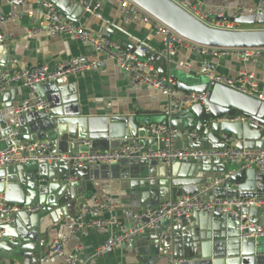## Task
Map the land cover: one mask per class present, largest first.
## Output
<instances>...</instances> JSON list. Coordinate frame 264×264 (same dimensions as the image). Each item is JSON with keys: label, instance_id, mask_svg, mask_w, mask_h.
Here are the masks:
<instances>
[{"label": "water", "instance_id": "water-1", "mask_svg": "<svg viewBox=\"0 0 264 264\" xmlns=\"http://www.w3.org/2000/svg\"><path fill=\"white\" fill-rule=\"evenodd\" d=\"M131 1L180 36L197 44L215 48H264V30H215L199 23L170 0ZM234 23L239 26H264V15L239 17L234 20ZM8 48L9 45L6 43L0 45V57L4 56L3 62L0 60V68H7L11 64L12 56L6 51ZM132 50L143 61L149 60L158 65L157 72L160 76L166 75V63L163 57L155 60V54H149L140 49ZM159 60L162 63H159ZM170 75L175 79L178 91L205 96L204 104L207 111L204 105L197 103L179 116L170 121L164 120L162 123H169L173 128L182 132H196L203 137V142L212 140L219 143L222 135H228L236 138L235 147L239 150L264 149V102L215 83L207 79L204 72L201 79L184 72L172 71ZM34 90L40 99L46 101V111L16 114L12 121L8 118L9 122L3 123L4 131L0 135V150L10 146L13 139H22L20 131H24L25 137L32 141H54L56 151L63 153H67L66 147L71 148L68 153L75 151V146L71 144V141L77 139L91 140L101 143L107 150H116L126 145L131 139L147 140L150 138L149 125L145 124L142 127V123L136 119L137 114L82 116L79 109L74 106L76 99L74 98V101L66 99L68 87L63 86L62 80L37 84ZM9 95L13 98L14 91L9 90L3 94V103ZM236 118H247V120L231 121ZM205 124L208 128H204ZM147 144L152 146L154 142L149 139ZM198 145L193 149L201 148L200 144ZM182 162L166 168L154 159L122 160L111 165L96 164L90 168L74 170L62 161L49 164L29 161L21 165L0 168V197L11 204L41 205L39 212L19 213L11 225L0 226V232H2L0 261L30 251L34 244L37 245L38 238L45 235L39 234L38 219L43 213L49 212L52 207L66 204L68 197L79 204L76 206L79 214L80 202L84 195L80 199L81 197L73 198L72 194L74 195L78 187H82L84 192L90 196L92 186L88 181L92 177V179H98L94 176L97 170L109 173L116 170L126 173L139 167H148L149 170L157 167L160 173L159 180L144 182L143 184H148L150 188L144 187L142 190L143 195L149 196L144 206L153 207L168 198L194 196L200 187L212 184L217 179L203 180L196 176V170H204L202 161L195 163L193 174L190 176L182 177L174 174L172 176L173 168ZM221 166L223 169L221 173L224 175L228 171V166L225 164ZM32 170H36L38 176L43 177L47 184H40L36 180V174H31ZM68 177H78L85 183L61 181ZM225 188L230 189L225 191ZM206 193L216 199L264 197V172H258L253 168L236 170L226 181L218 183ZM49 196L52 198L49 199ZM236 210L247 216L249 222L257 224L258 209L256 207L244 206ZM245 222L244 218L237 220L233 216L193 213L189 219L179 224L180 227L185 226L186 223L190 224V227L187 226L186 231H189V236L185 243L174 237L164 242L173 246L174 257L184 261L183 264H255L259 259L258 251L261 243L259 239L241 238L242 234L251 231L236 230V227ZM179 226L174 227V232L179 229Z\"/></svg>", "mask_w": 264, "mask_h": 264}, {"label": "built area", "instance_id": "built-area-1", "mask_svg": "<svg viewBox=\"0 0 264 264\" xmlns=\"http://www.w3.org/2000/svg\"><path fill=\"white\" fill-rule=\"evenodd\" d=\"M119 9L121 17L133 15L142 22L155 30L161 39V55L166 63V75L160 76L157 70L146 61L140 59L130 48H124L103 34H93L81 28L78 24L66 19L56 8L47 0H9L10 3L24 6L27 3H35V12H28L32 17L38 14L45 25L33 30H26L28 34H46L55 36L59 34L67 35L72 39L82 42L90 47L97 55L101 56L103 61H112L116 67L129 76V83L132 88L145 87L156 91L164 98L162 113L166 121L179 116L192 105L200 103L205 106V96L192 93L180 92L177 90L176 81L170 75L171 69L177 67L185 74H191L190 63L182 60H176L180 51H188L200 54L201 56L211 55L213 57L233 56L243 60L262 59L264 60V48H215L208 47L192 42L173 29L160 22L156 17L139 7L131 0H113ZM193 17L199 23L222 31L240 30L238 25L232 21L226 20V10L223 7H204L201 2L188 4L183 0H170ZM97 9V6L95 7ZM264 15V0H258L254 9H239L233 14V20L249 16ZM0 13V24L9 20ZM264 30V26L260 28ZM242 30V29H241ZM248 30V29H247ZM6 43L5 37L0 34V45ZM140 49L141 48H136ZM144 51V50H142ZM101 62L94 60L87 61L84 57H76L64 60L54 69L47 67H36L31 70L13 72L10 69L0 68V94L7 92L14 84L34 91L37 84H47L55 82L66 76H76L92 69H98ZM216 66L213 63H207L204 67V76L221 84L225 87L241 94L254 97L264 102V95L261 93L258 83L252 73L247 71L240 72L235 77H223L216 72ZM47 103L45 100L36 97L34 100H25L19 104L15 110L16 114L27 113L31 111H46ZM205 110L207 108L205 106ZM247 118H236L231 121H245ZM250 120V119H249ZM204 128H208L207 124ZM148 134L154 144L150 148L147 140L131 139L126 145L116 150L97 151L93 149V142L87 139H77L71 141L75 146V151L63 153L56 151V144L50 140L28 141L23 143L12 142L10 146L0 150V168L8 166L21 165L29 161L38 163L64 162L74 170L90 168L93 165H111L122 160L154 159L166 168H170L176 163L184 160L194 162L206 159H215L227 166L231 170L218 177L212 184L207 185L206 192L218 183L226 181L236 170L255 169L258 172H264V149L262 150H239L235 147L236 138L234 136L222 135L219 138V146L216 149L205 150L178 148L176 145L178 137L190 138L195 144L200 143L201 136L196 132H182L173 128L169 123L152 124L148 128ZM82 148V149H80ZM76 177H68L62 182H75ZM41 182H45L42 179ZM206 187V186H205ZM230 188H225V191ZM244 206L256 207L258 209L257 224L248 221V217L242 215L236 208ZM116 206L109 197L101 202L94 200L90 206L83 204L80 206L78 216L66 223L67 229L71 233L79 232L87 227L92 229H106L112 225L117 227V233L109 237L95 250V256H101L108 250L124 246L133 249L136 239L147 232H153L159 240L172 239L174 237V227L183 220L191 217L193 213L220 214L233 216L240 220L244 218L245 223H241L236 230H251L242 234L243 239L264 238V197L261 198H234V199H203L200 193L191 197L183 196L180 198H168L161 201L157 206L146 205L140 211L124 210V217L129 221H116L100 218L103 213H110ZM41 210L40 204L31 206L11 204L0 197V226L11 225L15 216L19 213L35 214ZM84 217H89L84 221ZM165 227V228H164ZM2 232H0L1 236ZM52 257H65V251L58 241H53L46 252L40 258V261ZM77 255L65 257L64 264H75ZM184 261L171 259L168 264H183Z\"/></svg>", "mask_w": 264, "mask_h": 264}, {"label": "crops", "instance_id": "crops-1", "mask_svg": "<svg viewBox=\"0 0 264 264\" xmlns=\"http://www.w3.org/2000/svg\"><path fill=\"white\" fill-rule=\"evenodd\" d=\"M47 1L66 19L78 24L88 32L106 35L124 48H141L146 53L155 54V60L163 57L160 53L161 39L159 34L138 17L131 14L121 17L118 6L113 0ZM183 1L188 4L201 2L206 8L223 7L226 10V20L233 22L232 16L237 10L254 9L258 4V0ZM96 6L97 9H95ZM35 9V3H27L21 6L10 3L9 0H0V13L5 17H10L9 20L0 24V34L5 37L6 44L9 45L6 51L12 56L11 64L5 69L21 72L36 67H47L52 70L62 61L71 58L84 57L89 62L98 60L101 62L98 69H92L76 76H66L57 80H62L63 86L68 87L66 99L72 101H74V98L76 99L74 106L79 109L82 116H131L137 114L136 119L142 123V127L145 124L150 126L162 123L165 120L162 113L164 98L160 93L145 87L132 88L129 83V76L125 72L119 70L112 61H103L102 57L95 54L89 46L63 34L55 36L28 34L26 30H33L45 25L38 14H34L32 17L28 16V12H35ZM262 27L238 25L240 30H254ZM3 59L4 56L0 57L1 62H3ZM176 60L190 63L192 68L190 75L199 79H201L200 77H202L207 63L215 64V72L223 77H235L242 71L250 72L255 77L260 91L264 95V60L262 59L243 60L233 56L216 58L211 55L201 56L197 53L180 51ZM159 61V63H162L161 60ZM146 62L151 64L156 70L158 69V65L154 64V62L149 60ZM172 71L183 72L177 67L171 69ZM9 90H13L14 95L13 98L9 95L5 103H3L4 93L0 94V135L4 131L3 123L9 122L10 119L11 121L15 119V110L21 102L25 100L31 101L39 97L36 90L31 91L22 86V84H14ZM19 134L23 138L13 139V142L32 141V139L25 137L24 131H20ZM202 140L203 137L199 143L202 149L211 150L219 146V143L215 141L203 142ZM176 145L178 148L184 149L199 146L198 143L195 144L187 137H178ZM149 147L152 148L153 145ZM66 149L69 152L71 148L66 147ZM93 149L97 151L107 150L101 143L95 142H93ZM202 162H204L202 165L204 170H196L198 178L207 180L223 176L221 165L224 163L215 159H206ZM195 163L191 160H184L180 165L173 168L172 176L173 174L182 177L190 176L193 174ZM227 170L230 171L231 168L228 167ZM32 173L36 174V180L40 184H47L41 182L44 178L38 176L36 170H32ZM94 174L98 179H92V177L88 181L92 186L91 195H87V192L85 193L82 187H78L74 195L72 194L73 198L81 197L80 199H82L84 195L80 204L91 206L95 199L102 202L104 198L109 197L116 208L110 213L101 214L99 217L125 221L129 225V221L124 217V210L137 212L142 209L149 198V196L143 195V188L149 187L148 184L143 183L159 180L158 176L160 173L157 167L153 170H149L148 167H139L126 173H120L116 170L111 173L97 170ZM76 178L74 181L85 183L84 180ZM205 186L203 188L200 187L195 195L200 193L203 199L212 198V195L206 193L207 186ZM48 198L51 199L52 197L49 196ZM77 205L79 204H76L68 197L66 204L54 206L49 212L43 213L38 219V226L39 234L45 235L38 238V243L37 245L34 244L33 250L14 255L11 259L1 260L0 264H64L65 257L73 254L77 255L75 264H168L170 258L180 260L174 257L173 246L166 244L164 240H159L153 232H147L139 236L133 249L119 246L108 250L101 256H95V250L98 246L118 232L117 227L115 225L106 229L85 227L79 232L71 233L67 229L66 223L78 216ZM89 219V217L83 218L84 221ZM187 226L190 227V224L186 223L185 226H179V229L174 232V238H178L180 242L185 243L189 236V231H186ZM53 241H58L62 245L65 257H52L40 261V258ZM259 241L261 243L258 251L259 259L255 264H264V238H259Z\"/></svg>", "mask_w": 264, "mask_h": 264}, {"label": "rangeland", "instance_id": "rangeland-1", "mask_svg": "<svg viewBox=\"0 0 264 264\" xmlns=\"http://www.w3.org/2000/svg\"><path fill=\"white\" fill-rule=\"evenodd\" d=\"M229 168H232V167H230V166H228Z\"/></svg>", "mask_w": 264, "mask_h": 264}]
</instances>
